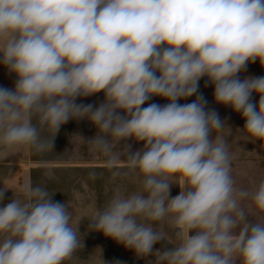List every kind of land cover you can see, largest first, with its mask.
I'll return each mask as SVG.
<instances>
[{
  "label": "clouds",
  "instance_id": "1",
  "mask_svg": "<svg viewBox=\"0 0 264 264\" xmlns=\"http://www.w3.org/2000/svg\"><path fill=\"white\" fill-rule=\"evenodd\" d=\"M0 54L17 77L0 87V151L50 152L62 125L87 119L98 130L89 151L136 184L87 218L90 231L154 264H264V179L238 188L219 114L202 95L178 103L207 77L215 102L245 120L243 140L264 148V76L238 75L264 68V0H0ZM101 92L96 107L76 102ZM154 96L168 103L143 107ZM12 193L0 264H66L84 246L82 218L54 193L31 183ZM165 227L175 243L154 251Z\"/></svg>",
  "mask_w": 264,
  "mask_h": 264
},
{
  "label": "crops",
  "instance_id": "2",
  "mask_svg": "<svg viewBox=\"0 0 264 264\" xmlns=\"http://www.w3.org/2000/svg\"><path fill=\"white\" fill-rule=\"evenodd\" d=\"M261 68L259 61L250 63L245 71L238 74L239 78L243 80L249 76H261ZM16 79L17 77L14 74H9L5 66L0 64V87L12 89ZM206 81L207 77L201 78L197 94L187 99H181L178 103H191L196 99V95H202L207 101L206 109L215 110L219 114L226 126L219 134L227 140L232 154V174L236 181V186L242 189H251L259 180L264 179V148L261 147V141L251 142L243 140L238 129H243L245 120L240 113L234 112L231 107L217 104L214 100V86L207 84ZM251 99H253L254 103H257L255 95H252ZM103 100L104 94L101 92L82 98V104H92L96 107ZM152 103L165 105L168 101L154 96L143 107ZM236 116L238 117L236 118ZM76 122L77 120L72 119L61 126L54 138V147L50 152L34 154L27 149H19L14 154L6 156L3 151H0V190L5 187L11 189L14 193H19L25 184L36 185V174L55 163H66L67 165L57 166L58 168H71L75 161L71 156L70 149L75 146L81 147V162H78L81 164L74 163L77 165H73V167L81 168L82 172V205L79 208L74 205V202H69L68 206L71 211L80 212L79 210H81L82 219L78 228L81 227L79 232L84 246L78 249V252L81 253L83 262L154 264V256L149 255L137 258L132 250L126 249L123 245L106 237L102 232L89 230L90 221L87 218L91 217L97 209L102 208L118 188L124 192H131L135 190L136 184L130 176L123 174L125 171L123 164L110 168L102 155L89 151L86 140L96 135L98 131L96 127L87 119H83L81 120V130H79L80 128ZM45 135H48V133H45ZM127 143L132 145V151L143 147L142 142L136 143L131 139ZM121 159H124V157H121ZM57 167L54 166V168ZM116 169L120 170V175L113 174ZM11 190L5 192V197L0 202V207L11 201L13 196ZM179 191V186L173 185L171 195L175 196ZM249 213V219L257 218L253 209H249ZM164 230L168 234V239L154 245V251L171 247L175 243L171 230L167 227Z\"/></svg>",
  "mask_w": 264,
  "mask_h": 264
},
{
  "label": "rangeland",
  "instance_id": "3",
  "mask_svg": "<svg viewBox=\"0 0 264 264\" xmlns=\"http://www.w3.org/2000/svg\"><path fill=\"white\" fill-rule=\"evenodd\" d=\"M261 76H264V68H261ZM257 98L258 103V95L253 93ZM77 103H82V98H78ZM252 102L254 103L253 99ZM238 116H236L237 118ZM77 126L81 130V120H77ZM78 137L76 136V140ZM71 156L74 159V163L81 162V147L75 146L73 149H70ZM59 161V159H57ZM56 160V161H57ZM73 165H77L74 164ZM81 164V163H78ZM67 166L66 163H55L54 165H50L49 168L39 171L36 174V184H40L44 186L50 194L54 193L52 199L54 202H69L73 203L76 207L81 208L82 205V172L81 168H74L73 165L71 168L63 167L58 168L57 166ZM57 167V168H54ZM44 173V174H43ZM74 199V200H73ZM80 212L72 211L73 219L79 220L81 219V210ZM81 225V221L79 223ZM79 225V226H80ZM81 230V227L78 228ZM66 264H131L129 262L124 263H116V262H107V263H84L82 260L81 253L77 252L73 255L71 260L67 261Z\"/></svg>",
  "mask_w": 264,
  "mask_h": 264
}]
</instances>
